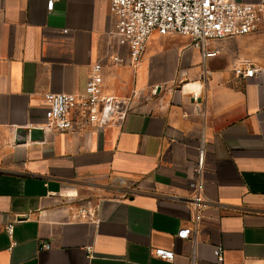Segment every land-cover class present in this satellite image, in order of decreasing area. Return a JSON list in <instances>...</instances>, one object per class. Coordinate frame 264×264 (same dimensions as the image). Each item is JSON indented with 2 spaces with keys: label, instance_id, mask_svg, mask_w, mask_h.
Masks as SVG:
<instances>
[{
  "label": "crops",
  "instance_id": "1",
  "mask_svg": "<svg viewBox=\"0 0 264 264\" xmlns=\"http://www.w3.org/2000/svg\"><path fill=\"white\" fill-rule=\"evenodd\" d=\"M115 29L111 0H0V264H264V23L210 40L208 57L187 34L153 32L135 66ZM96 63L107 94L141 92L125 123L34 127L45 93L82 92ZM201 147L213 203L181 239Z\"/></svg>",
  "mask_w": 264,
  "mask_h": 264
},
{
  "label": "built area",
  "instance_id": "2",
  "mask_svg": "<svg viewBox=\"0 0 264 264\" xmlns=\"http://www.w3.org/2000/svg\"><path fill=\"white\" fill-rule=\"evenodd\" d=\"M57 0H47V9L52 10ZM112 14L115 18V36L118 43L126 47L130 63L138 65L146 44L153 32L167 34L177 32L192 38V45L199 48L205 57L216 55V50H208L210 40L223 39L251 33L264 23V0L242 2L240 0H111ZM113 61L123 62L121 55H111ZM103 65H92L85 88L80 93L47 92V118L34 127L40 128L45 135L67 131L99 130L106 126L123 125L134 111L135 102L141 92L134 90L128 96L107 94L103 88ZM235 72L242 78L253 77L258 69L252 65L239 64ZM158 86L150 89L143 97L151 99L157 94ZM123 183V180H120ZM203 147L189 181L190 196L188 204L193 213L194 227L180 228L178 238H191L192 231L197 234L204 211L212 205L204 193ZM133 188H126L123 196L132 194ZM92 215L94 212H90ZM10 236L14 222L5 226ZM44 243L43 248H50ZM90 249V248H89ZM154 255L173 260L175 253L171 248H156ZM214 254L219 262L224 261L225 249L217 245Z\"/></svg>",
  "mask_w": 264,
  "mask_h": 264
}]
</instances>
